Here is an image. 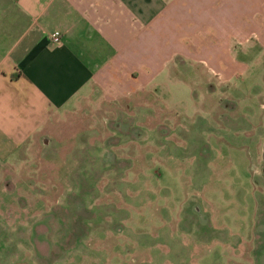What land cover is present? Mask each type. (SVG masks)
<instances>
[{
    "label": "rangeland",
    "instance_id": "374dc122",
    "mask_svg": "<svg viewBox=\"0 0 264 264\" xmlns=\"http://www.w3.org/2000/svg\"><path fill=\"white\" fill-rule=\"evenodd\" d=\"M257 60L227 82L172 63L6 147L0 264H264Z\"/></svg>",
    "mask_w": 264,
    "mask_h": 264
},
{
    "label": "crops",
    "instance_id": "0c3cea01",
    "mask_svg": "<svg viewBox=\"0 0 264 264\" xmlns=\"http://www.w3.org/2000/svg\"><path fill=\"white\" fill-rule=\"evenodd\" d=\"M260 56L264 0H0V152L172 63L227 82Z\"/></svg>",
    "mask_w": 264,
    "mask_h": 264
},
{
    "label": "built area",
    "instance_id": "2783aa9c",
    "mask_svg": "<svg viewBox=\"0 0 264 264\" xmlns=\"http://www.w3.org/2000/svg\"><path fill=\"white\" fill-rule=\"evenodd\" d=\"M58 36H59V32L57 30L53 31L51 34H50V39L52 42H56L58 41Z\"/></svg>",
    "mask_w": 264,
    "mask_h": 264
}]
</instances>
